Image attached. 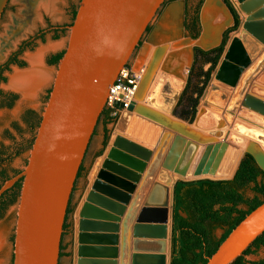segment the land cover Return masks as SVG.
I'll return each mask as SVG.
<instances>
[{"label":"water","instance_id":"obj_1","mask_svg":"<svg viewBox=\"0 0 264 264\" xmlns=\"http://www.w3.org/2000/svg\"><path fill=\"white\" fill-rule=\"evenodd\" d=\"M9 2L0 0V19ZM164 2L80 0L27 163L0 187L1 196L22 179L13 264H59L72 193L100 115L106 108L110 87ZM233 22V14L224 0H205L197 44L205 50L219 46L223 32ZM160 30L158 26L157 31ZM183 50L194 53L189 47ZM136 104L134 100L127 111H135ZM256 104L264 114V100H257ZM159 127L156 141H146L153 148L142 145L139 137H128L132 136L128 131L127 135L118 133L113 138L80 211L77 264H116L119 232L124 230L122 219L138 183L160 150L164 151L162 163L133 226L131 264H166V224L170 205L173 213L174 186L178 180L189 181L180 178L173 183L171 173L185 176L201 143L162 124ZM263 232L264 202L232 229L206 264H231ZM101 252L112 254L108 255L111 262L94 258Z\"/></svg>","mask_w":264,"mask_h":264},{"label":"bare ground","instance_id":"obj_2","mask_svg":"<svg viewBox=\"0 0 264 264\" xmlns=\"http://www.w3.org/2000/svg\"><path fill=\"white\" fill-rule=\"evenodd\" d=\"M30 1L32 6H36L37 8L43 7L47 10L51 8L52 4L51 0ZM237 2L239 3L238 7L240 11L245 14V16H243L242 28L237 35L231 38L230 42L226 46L225 52L222 55L223 58L221 57L222 60L220 59L221 62L217 68L213 82L210 84L205 98L199 106L197 123H195L197 125H205L207 122L213 123L214 121V125H229V131H231V133L229 131H223L222 133L211 131L212 136H218V138L221 139L227 132V139L223 141L220 140L221 142L216 141L215 144L210 143L211 145L199 146L194 160L185 176L173 172L171 173L173 183L180 178L191 180L197 178L223 179L231 177L242 156V149L251 152L260 166L264 169V114L256 108L258 107L256 104L257 100H264V0H237ZM15 24L16 28L11 30L9 34L3 38L0 44V57L3 56L4 52L24 32L25 25H21L16 20ZM174 29L175 28H173V31ZM176 30L177 29H175V32ZM158 36L161 40L171 37L170 32H166V30H163L158 34ZM56 46L57 44H48L47 46L39 48L35 53L28 54L27 60L30 67L24 71L15 70L10 76V85L22 91L26 98H34L38 90L48 81L50 76V71L43 65V56L48 49L55 48ZM173 48L174 47L171 46H164L159 49L156 48L150 52L151 56L149 55L150 57L148 62L144 65L140 72H137L140 80L134 99L137 102L136 111L142 115L125 110L119 123V130H123L125 128V130L127 129L133 137H139L142 139L140 141L145 143L146 141L149 142L150 138L152 142L156 141V135L160 131V127H156L157 125L159 126V124L153 121L154 117L153 114H151L150 108L151 103L149 102V98L147 96L149 88L147 89V87L154 77V70L162 65L164 56H171L174 51ZM176 50L178 49L176 48ZM182 66L183 65H181V67ZM176 69L175 73H171L170 80L178 84V82H180L179 77L181 75L179 73L181 72V68ZM164 71H166V67ZM251 79H253V81L250 83ZM244 94L245 96L243 98ZM245 101H247V103H245ZM235 112L236 118L246 124L237 123L231 128L233 123L232 117ZM163 121L169 128L182 132L185 135H190V133H192L199 136L201 139H205V137L198 135L199 133L197 128L199 125L198 127L195 125L197 128L194 129L193 133L191 127L186 126L185 123L180 122L177 119L165 117V120ZM231 142L238 144L237 146H234ZM141 144L153 148V146L146 145L147 143ZM163 156L164 151L160 150L143 174L140 181L141 183L139 182L142 184L140 188L141 192L137 195L139 202L141 200L143 201L145 196L147 197V192H149L148 190H150L153 183L152 182L150 185V182L154 181L157 170L162 163ZM146 173L147 177L144 179ZM139 183L135 192L132 194L131 203L128 207H136L137 203L134 205L133 201L135 194L139 190ZM170 190L169 196L171 201L172 185ZM141 209L139 213L141 212ZM170 218L171 205L169 207L168 222L166 224L168 242L170 237ZM123 220L124 217L122 222ZM156 224L160 225L159 223ZM119 250H121V248ZM101 254L106 257L104 260L111 262L112 258H108V255L112 254L109 252H101ZM118 258L119 256L115 258L116 264H118ZM166 264H169V250L166 253Z\"/></svg>","mask_w":264,"mask_h":264},{"label":"rangeland","instance_id":"obj_3","mask_svg":"<svg viewBox=\"0 0 264 264\" xmlns=\"http://www.w3.org/2000/svg\"><path fill=\"white\" fill-rule=\"evenodd\" d=\"M51 1H52L51 8L47 10L43 7L37 8L36 6H32L30 0H10L2 18L0 19V44L3 38L6 37L11 30L16 28L15 20L18 21L21 25H25L23 34L19 36L13 42V44L4 52L3 56L0 57V64L6 60L7 56L12 51L17 49V46L20 43L28 39H31L33 37L32 44L29 47H27L20 56V59L25 62L23 69H18L16 65H12L11 70L5 71V76L7 77V81L0 83L1 89L5 91H14L19 94L18 99L11 108H0V147L2 145L9 146L12 145L14 142H21L24 139L31 138L32 133L29 129H27V126L24 124L22 113L26 108H34L39 113L42 112L43 107L45 106L47 101L45 98V94L47 90L52 86V80L57 65H51L49 67L44 66L46 69L50 71V76L48 81L44 85H42L41 88L38 90L34 98H26L22 93V91L12 87L10 85V76L14 73L15 70L24 71L28 69L30 67V64L27 60V55L30 53H35L39 48L47 46L48 44H57L55 48L48 49L45 52L43 56V65H45L44 60L48 55L64 50L67 46L68 37L70 33L69 26L73 22V11L78 9L80 0H51ZM204 1L205 0H203L202 4L200 5V13H199L200 22H201V10ZM230 1L232 2L236 11L238 12L240 23L236 30L229 33L228 40L224 48V52L231 38L237 35L240 29L242 28L243 16H245V14L240 11L238 7L239 3L237 2V0H230ZM199 2L200 0H165V2L157 11L154 19L150 23L149 25L150 29L147 32H145V34L143 35L140 41V45L135 49L130 59L128 60L127 67H129L133 71V73L137 76V80L139 84L140 79L137 72H140V70H142L144 65L148 62L149 57L151 56L150 52H152L156 48L159 49L164 46H171L175 48V45L179 43L177 48L178 50H176V48L175 49L173 48L174 51L170 57H165L164 56L165 54L163 55L164 57H163L162 65H160L159 67H157L156 70H154L153 73L154 77L149 83L150 86L148 85L147 87V89L149 88L147 92V96L149 98V102L151 103L150 106L151 114H153L154 118L151 116V114L150 116L153 118L154 122H157V124L159 125L162 124L167 128L169 127L163 121L165 120V117H171L173 119H177L180 122L185 123L186 126L192 128V132L199 125L198 127L199 129L197 128V131L199 133L198 135L205 137V139H201L199 136L192 133H190V135L189 134L185 135L182 132L180 133L184 134L187 137L199 141L201 143L200 146H207V145L215 144L216 141L221 142L227 139L226 138L227 132L229 131L230 128L229 125L227 126H224L223 124L214 125V121L213 123L207 122L205 125L195 124L197 123L199 106L203 102L202 100H204L210 84L213 82L215 73L217 71L218 66L220 65L223 56L219 61V64L216 67V69L212 72L211 79L208 82L202 97L200 98L199 105L197 107L198 112L196 119L192 123H189L187 120L183 119L180 116V111L182 107H179L176 110V112H174L175 105L187 83L192 66L194 65L196 71H199L201 67L206 70L210 65V64H204L199 57L198 58H196V56L194 57V53H191L190 51L185 52L183 50V48H187V47L191 49H194L196 46L200 47L197 44V41L199 40V36L197 38H193L188 34L187 31H185L183 26L185 8L187 7L188 11L191 13L193 7L198 6ZM219 18L222 19L223 15L220 14ZM158 26L161 28L160 31H157ZM173 28L177 29L176 32L175 29L173 31ZM163 30H166V32L167 31L170 32L171 37L163 40L158 38L159 37L158 34L161 33ZM200 32H202V26ZM38 33L43 34L44 37L36 36ZM56 35L58 36V38H55ZM171 42L174 44H172ZM181 65H183L182 68ZM165 67H166V71H164ZM176 68H181V72L179 73L181 75L179 77L180 82H178V84L170 80L171 73L172 74L175 73V71L177 70ZM195 80L196 79L194 78V81ZM252 81L253 79H251L250 83ZM245 94L243 95V98ZM124 112L125 110H122L118 112L116 115H113L114 117L117 116V119L107 125V128L110 131L107 145L110 143L115 133L116 135L118 133L127 135L126 133L127 129L125 130L124 128L123 130L121 129L119 130L120 127L119 123ZM133 113L140 114L139 112L136 111V108L135 111H133ZM232 119H233V123L231 125V128L235 126L237 123L240 124L244 123L243 121L236 118V112L233 115ZM14 123L17 124L18 127L22 128V131H20L18 127L16 128L14 126ZM195 125L197 127H195ZM156 127L159 126L157 125ZM103 128H104L103 121L102 120L98 121L96 127V134L98 135L100 133L102 134ZM211 131H216L218 133H222L223 131H227V132L225 133V136L221 139L218 138V136L216 137L212 136ZM229 132L231 133V131ZM127 136L135 139L132 136L129 135ZM169 138L172 139V135H169ZM139 142L146 144L143 141H139ZM231 144L237 146L238 143L231 142ZM107 145L105 147H107ZM146 145L152 146L149 145L148 143ZM167 145L168 142H165V147ZM247 151L248 150L242 149L241 155ZM28 154L29 151H25V150L24 151L22 150L20 154H14L10 162L11 168L22 170L26 165ZM17 204L18 202L9 206L3 212V215L0 217V233H1L0 234V264H13V248H14L13 243H14V235H15L16 216H17L16 215ZM223 232L224 229L218 228L215 234L217 237H220L223 234ZM246 258L249 261H256L264 258V247L259 249L254 254H249Z\"/></svg>","mask_w":264,"mask_h":264},{"label":"trees","instance_id":"obj_4","mask_svg":"<svg viewBox=\"0 0 264 264\" xmlns=\"http://www.w3.org/2000/svg\"><path fill=\"white\" fill-rule=\"evenodd\" d=\"M224 1L233 14L234 22L227 29L219 46L209 50L195 47L196 58L199 57L204 64L210 65L206 70L201 67L199 71H196L194 65L192 66L187 83L174 108V112H176L179 107H182L180 116L189 123L196 119L200 98L211 79L212 72L219 64L229 33L236 30L240 23L238 12L232 2L230 0ZM202 2L203 0H200L199 7ZM76 13L77 9L73 11V20ZM198 22V17H196L195 30L187 31L193 38L199 36ZM36 36L44 37L40 33ZM55 38L58 36L56 35ZM31 44L32 40L23 41L0 67V83L7 81L5 71L10 70L11 64L25 65V62L18 59L17 56L22 54ZM63 53L64 51L52 56L50 63L58 64ZM11 95L0 88V108L12 107L15 104L18 97ZM111 112L112 110L106 107L99 118V121H103L106 130L104 145L107 144L110 132L107 125L117 119V116L114 117ZM37 117L38 115L24 117V120L31 124V126L30 124L27 126V129L32 133L31 138L0 147V187L6 180L22 171L11 168L10 162L14 154H20L22 150L29 151L31 149L38 127ZM18 128L22 131V128ZM83 170L82 164L78 177ZM21 188L22 179L0 196V217L9 206L18 202ZM263 202L264 169L255 156L248 151L241 158L232 178L178 180L174 186L170 264H206L208 258L212 256L232 229ZM70 212L69 206L64 229L69 227L67 220ZM218 228L224 229L220 237L215 234ZM262 247H264V232L231 264H264V258L256 261H249L246 258Z\"/></svg>","mask_w":264,"mask_h":264},{"label":"crops","instance_id":"obj_5","mask_svg":"<svg viewBox=\"0 0 264 264\" xmlns=\"http://www.w3.org/2000/svg\"><path fill=\"white\" fill-rule=\"evenodd\" d=\"M115 135L112 137L111 141H113V138L115 137ZM104 140L105 139H104L103 133L102 134L100 133L98 135L96 134V130H95L91 138L89 147L87 149L85 158L83 160L84 170L82 171V174L80 175V177H78L76 180L74 193L71 197L72 198V201L70 204L71 212L69 213L68 220H67L69 227L64 229L59 264H77L78 246H79L78 237H79L80 211L85 203L86 197L89 194L91 187L93 185V182L96 179V175L98 174L99 168H101V165L104 159L106 158L107 153L112 143L110 141L108 145L106 144L107 147H105L106 145H104ZM146 177H147V173L145 174L144 179ZM141 185L142 184H140L139 190L135 194V198L133 201L134 205L137 203L136 207L135 208L131 206L128 207L124 220L123 222H121V225L124 226V230L123 231L121 230L119 232L120 233V243L118 247L119 249L121 248V250H119L120 255H119V258L117 259L118 264H130L131 263L130 258L132 254L131 244H132V239H133V235H132L133 226L135 225L136 217L146 197L145 196L143 201L141 200L140 202L137 199V195L139 194V192H141L140 191ZM170 219H171L170 220L171 225H170V230H169L170 237H169V242H168L169 256L171 253L172 213H171ZM100 257H104V256L102 254L94 255L95 259H104Z\"/></svg>","mask_w":264,"mask_h":264},{"label":"built area","instance_id":"obj_6","mask_svg":"<svg viewBox=\"0 0 264 264\" xmlns=\"http://www.w3.org/2000/svg\"><path fill=\"white\" fill-rule=\"evenodd\" d=\"M137 87V76L126 66L109 90L106 106L112 110V115L122 110L127 111L129 105L135 100Z\"/></svg>","mask_w":264,"mask_h":264},{"label":"flooded vegetation","instance_id":"obj_7","mask_svg":"<svg viewBox=\"0 0 264 264\" xmlns=\"http://www.w3.org/2000/svg\"><path fill=\"white\" fill-rule=\"evenodd\" d=\"M200 3V2H199ZM200 7H199V5L198 6H194L193 7V9H192V12L190 13L189 11H188V9H187V7L185 8V14H184V24H183V26H184V29H185V31H193V30H195V26H194V22H195V20H196V17H198V20H199V22H198V26H197V28L199 29V36H200V34H201V32H200V29H201V22H200ZM150 29V26L148 27V29H147V31ZM146 31V32H147ZM226 31H227V29L223 32V34H222V40H223V38H224V36H225V34H226ZM33 39V37L31 38V39H28V40H32ZM222 40H221V42H222ZM21 45V43L17 46V49L19 48V46ZM201 48V47H200ZM17 49H15L14 51H16ZM203 49V48H202ZM205 50V49H204ZM14 51H12L8 56H7V58H6V60L9 58V56H11L12 54H13V52ZM64 50H61V51H58V52H56V53H52V54H50V55H48L46 58H45V60H44V66L45 67H49V66H51V65H57V64H52V63H50V58L52 57V56H54V55H56V54H58V53H60V52H63ZM23 53V52H22ZM20 56H21V54L19 55V56H17V58L18 59H20ZM196 56V50H195V48H194V57ZM222 57V56H221ZM221 59V58H220ZM6 60L5 61H3L1 64H0V67L6 62ZM12 65H16L17 66V68L18 69H23V67L24 66H20V65H18V64H11L10 65V70H11V66ZM50 91H51V87L47 90V92H46V94H45V98H46V100L48 99V97H49V94H50ZM6 92H8V93H10V94H12L11 96L12 97H14V96H17V97H19V94L18 93H16V92H14V91H6ZM39 94V93H38ZM3 108H11V107H8V106H5V107H3ZM27 115H35V116H37L38 115V117H37V122H38V120H39V117H40V115H41V112L39 113L36 109H34V108H26L24 111H23V113H22V118H23V122H24V124L26 125V126H29V124L30 123H28V122H26L25 120H24V117H26ZM14 126L17 128V124H15L14 123ZM30 126H31V124H30ZM103 135H104V139H105V135H106V130H105V126H104V128H103ZM76 185V184H75ZM74 189H75V187H74ZM73 193H74V190H73ZM73 193H72V195H73ZM71 201H72V198H71ZM71 201H70V204H71ZM70 206V205H69Z\"/></svg>","mask_w":264,"mask_h":264}]
</instances>
